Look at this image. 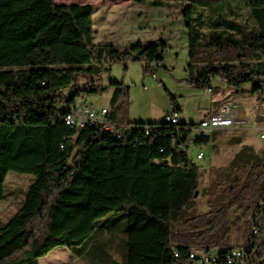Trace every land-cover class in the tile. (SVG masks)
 I'll use <instances>...</instances> for the list:
<instances>
[{
	"label": "trees",
	"instance_id": "trees-1",
	"mask_svg": "<svg viewBox=\"0 0 264 264\" xmlns=\"http://www.w3.org/2000/svg\"><path fill=\"white\" fill-rule=\"evenodd\" d=\"M133 1L179 6L189 31L190 85L212 90L219 77L233 94L264 100V0ZM198 6L212 12L209 22L194 23ZM243 6L252 23L240 20ZM94 12L91 4L0 0V202L9 172L35 176L24 203L0 223V264H40L56 247L74 249L89 264H183L194 245L229 246L230 227L242 221L245 240L253 239L252 264H264V148L244 145L230 170L209 183V211L187 215L203 159L188 164V150L173 147V137L185 141L184 126L195 124L166 119L182 112L175 94L163 120L132 121L130 86L110 80L108 118L137 124L125 138L102 125L65 122L78 99L106 90L112 64L143 61V72L153 73L165 60V39L96 43ZM220 131L198 134L195 143L209 145ZM233 211H240L234 220ZM116 212L125 229L120 215L111 219Z\"/></svg>",
	"mask_w": 264,
	"mask_h": 264
},
{
	"label": "rangeland",
	"instance_id": "rangeland-1",
	"mask_svg": "<svg viewBox=\"0 0 264 264\" xmlns=\"http://www.w3.org/2000/svg\"><path fill=\"white\" fill-rule=\"evenodd\" d=\"M57 3L91 4L94 9V41L96 43L113 42L125 47L134 41L157 42L165 39V60L160 63L153 73L143 72V61L128 60L127 68L123 62L112 64L110 74L105 76L106 90L102 93L87 95L84 98L96 109L110 107L112 88L110 80H123L130 86L129 107L127 115L129 119H164L172 110L170 93L177 97L182 108L180 117L188 122H196L202 119L209 111L215 110L220 104L237 99L242 117H250L248 127L238 130H221L217 133L209 145H192L190 157L196 163L197 154L203 150L206 154L201 163L200 189L194 203L187 208V215L202 214L209 211L210 198L207 191L209 183L219 176L224 170H230L232 159L244 145H251L257 152L264 148V140L260 138V130L251 128L255 118L256 98L251 93L233 94V88L228 86L219 77L212 79L214 89L198 88L190 85L187 64L189 60V31L185 25L180 8L175 3L163 6H149L145 3H136L132 0H55ZM219 2L221 0H209ZM237 10V8H236ZM212 12L205 6H198L194 14V23L201 20L206 23L212 19ZM240 20L252 23L250 10L243 6L240 9ZM137 29V30H136ZM206 26L204 31H206ZM156 66L155 63L152 64ZM165 65V67L163 66ZM172 105V104H171ZM110 109V108H109ZM144 116V118H141ZM152 117V118H148ZM161 121V120H158ZM242 137V142H234L233 138ZM32 174H22L15 171L7 176L8 197L0 203V223L5 222L24 203L25 192L34 181ZM123 212L113 213L111 219L118 218L121 229H125L126 220ZM232 220L240 216V211L231 212ZM116 218V219H117ZM101 227L100 220L96 223ZM231 225V224H230ZM184 224L177 225L178 230L184 228ZM229 246H239L247 241L244 238L246 222L230 227ZM206 245H194L193 248H201ZM224 246V245H208ZM40 264H89L75 254L74 249L68 247H56L46 256L39 259Z\"/></svg>",
	"mask_w": 264,
	"mask_h": 264
},
{
	"label": "built area",
	"instance_id": "built-area-1",
	"mask_svg": "<svg viewBox=\"0 0 264 264\" xmlns=\"http://www.w3.org/2000/svg\"><path fill=\"white\" fill-rule=\"evenodd\" d=\"M210 90V89H209ZM255 118L260 122L257 129L260 130V138L264 140V100L257 101L254 104ZM240 104L237 99L229 100L220 104L215 110L209 111L202 117L199 123L185 125L187 137L181 141L182 134L178 133L173 137V147L176 151L188 150V164L196 163L190 157V148L195 143L196 135L211 134L217 130H238L248 127L249 120L240 115ZM109 108H94L85 98L78 99L74 106L64 117L69 125H75L79 128L87 125H102L106 131L111 132L117 138H125L129 132L137 127L136 123L128 121H113L108 118ZM167 120L180 123V114L171 112L166 116ZM146 133L153 129L152 125L145 126ZM185 139V138H184ZM201 146V145H198ZM206 156L203 150L197 154V160H202ZM185 163V164H187ZM175 257H181L178 248L174 249ZM253 239L239 246H203L201 248H191L183 264H252Z\"/></svg>",
	"mask_w": 264,
	"mask_h": 264
},
{
	"label": "crops",
	"instance_id": "crops-1",
	"mask_svg": "<svg viewBox=\"0 0 264 264\" xmlns=\"http://www.w3.org/2000/svg\"><path fill=\"white\" fill-rule=\"evenodd\" d=\"M133 1V0H132ZM134 2V1H133ZM136 3H139V2H136ZM62 4H69V3H62ZM79 4V3H78ZM145 4H147V3H145ZM94 28V27H93ZM137 30V29H136ZM138 41H141V40H138ZM135 42H137V41H134L133 43H135ZM132 44V43H131ZM153 74H155V72H153ZM170 106H172L171 104H170ZM141 118H144V116H141ZM148 118H152V117H149L148 116ZM246 118H248V120H249V122H250V120H251V118L250 117H246ZM182 119V118H181ZM130 120H132V121H158V120H162V119H148V120H144V119H130ZM183 120V119H182ZM188 122V121H187ZM192 122H194V121H192ZM259 124H260V122L257 120V118H253V125H251V126H249V127H251V128H257L258 126H259ZM1 202H3V201H1ZM0 202V203H1Z\"/></svg>",
	"mask_w": 264,
	"mask_h": 264
},
{
	"label": "bare ground",
	"instance_id": "bare-ground-1",
	"mask_svg": "<svg viewBox=\"0 0 264 264\" xmlns=\"http://www.w3.org/2000/svg\"><path fill=\"white\" fill-rule=\"evenodd\" d=\"M172 123H174V124H176V121H172V120H170Z\"/></svg>",
	"mask_w": 264,
	"mask_h": 264
},
{
	"label": "water",
	"instance_id": "water-1",
	"mask_svg": "<svg viewBox=\"0 0 264 264\" xmlns=\"http://www.w3.org/2000/svg\"><path fill=\"white\" fill-rule=\"evenodd\" d=\"M198 191H196L195 196H197Z\"/></svg>",
	"mask_w": 264,
	"mask_h": 264
}]
</instances>
